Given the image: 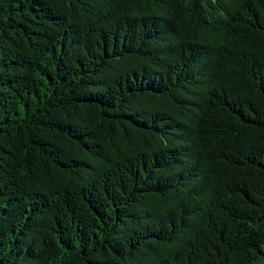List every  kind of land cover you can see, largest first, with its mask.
<instances>
[{
  "label": "trees",
  "instance_id": "obj_1",
  "mask_svg": "<svg viewBox=\"0 0 264 264\" xmlns=\"http://www.w3.org/2000/svg\"><path fill=\"white\" fill-rule=\"evenodd\" d=\"M0 264H264V0H0Z\"/></svg>",
  "mask_w": 264,
  "mask_h": 264
}]
</instances>
